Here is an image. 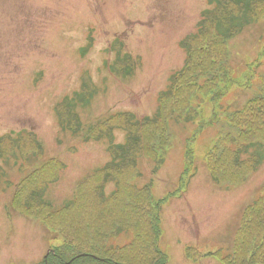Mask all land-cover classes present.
<instances>
[{
  "label": "rangeland",
  "instance_id": "rangeland-1",
  "mask_svg": "<svg viewBox=\"0 0 264 264\" xmlns=\"http://www.w3.org/2000/svg\"><path fill=\"white\" fill-rule=\"evenodd\" d=\"M209 7L207 0H0V264L49 261L51 255L62 253L55 249L68 242L65 234L74 244L88 236V246L94 245L91 250L80 248L75 257L82 256V261L71 264H92L83 257L86 254L103 264L133 242L141 246V224L135 223L129 231L123 228L121 210L126 205L120 200L112 201L115 209H109L106 217L91 222L86 209L101 208L88 194L82 204L64 211V226L61 207L73 198L79 182L109 160L106 140L84 136L88 126L119 112L152 115L158 93L184 62L180 40L195 30L201 11ZM89 38L91 45L82 53ZM115 38L122 40L126 53L139 58L131 76L109 71L114 53L107 50ZM227 52L237 83L217 104L203 102L195 122H171V146L164 164L156 168L141 158V175L130 179L138 187L150 184L155 198L174 193L159 215L158 244L169 257L167 264H226L218 254H202L220 248L228 251L233 228L264 184V161L244 181L232 185L214 181L203 161L219 134L225 111L241 108L259 90L264 76V18L231 38ZM83 72L91 76L98 91L88 105L76 104L71 109L81 123L80 132L74 135V115L71 128L62 129L55 107L78 90ZM213 105L224 110L216 115L218 123L198 130L199 120L210 119ZM18 132L34 134L39 146L26 135L21 148L11 154L5 135L15 137ZM113 133L116 143L124 141V129L116 128ZM50 160L59 167L54 168ZM189 160L192 168H188ZM186 168L190 170L181 184ZM56 175L44 189L45 181ZM116 187L115 181L108 182L105 192ZM42 188L41 200L47 204H36L31 197ZM91 223L99 230L89 232L96 226ZM115 223L116 234L111 232ZM144 232L150 238L149 225ZM101 238L109 251L99 248ZM188 248L201 254L198 259H189Z\"/></svg>",
  "mask_w": 264,
  "mask_h": 264
},
{
  "label": "trees",
  "instance_id": "trees-1",
  "mask_svg": "<svg viewBox=\"0 0 264 264\" xmlns=\"http://www.w3.org/2000/svg\"><path fill=\"white\" fill-rule=\"evenodd\" d=\"M207 2L211 7L201 11V18L197 21L195 30L180 41V47L185 52L184 62L178 71L170 75L165 89L158 93L155 112L142 117H136L131 112L114 113L104 120L101 119L90 124L87 133L84 134L86 138L103 139L108 142L109 160L101 169L95 170L91 176L76 185L73 198L61 207L62 226H64V220H62L64 211L68 208L74 209L76 205L82 204L81 202L87 199L88 194L101 208L99 211L86 209L91 222L102 215L106 217L109 209H111L110 212L115 209L112 201L120 200L122 206L126 205L121 210L124 213L121 216L123 228L129 231V228L135 226V223L141 224V246L139 244L136 247L133 242L130 244L131 246L118 250L113 257L107 258L105 264L168 263V255L158 244L161 236L159 215L162 206L174 193H167L161 198H155L151 194L150 184L138 187L131 183L130 179L141 175L138 170L141 158H147L155 163L156 168L164 164L166 153L171 146L172 123L195 122L200 116L198 107L203 102L217 104L237 83L235 75L232 76L227 52L228 41L241 33L247 26L264 18V0H207ZM90 45L91 39L89 38L87 44L81 47V52L84 53ZM109 51L114 53L109 71L122 77L131 76L140 63L139 58L134 59L126 53L122 40L118 38L110 43L107 52ZM90 77L87 72H83L78 90L74 91L71 96L63 97L56 104L58 122L62 129L71 128L74 115L71 109H74L76 104H80L82 107L88 105L93 96L97 94L98 86ZM214 107L208 121L199 120L201 122L198 130L218 123L219 118L216 115L222 114L224 110L223 108L221 110L220 106L218 108V105ZM222 120V124L218 127L219 134L205 154L203 161L214 181L227 182L230 185L241 183L264 161V76L261 79L259 90L248 98L241 108L225 111ZM74 121H76L77 129L72 130L71 133L76 135L81 129V123L77 120L76 114ZM116 128L125 130L123 142H115L113 132ZM26 135L34 145L39 146L34 134L27 133ZM26 135L23 132H18L15 137L9 134L5 135L11 145V154L17 150L18 146L19 149L21 148L20 142L25 141L23 138H26ZM2 140L3 138L0 139V142ZM2 153L3 148L0 147V155ZM51 161L53 162V160ZM63 166L61 164L60 168ZM53 167L59 166L53 162ZM192 167L193 164L190 162L188 168ZM188 168L181 174V184L183 176H188L190 170ZM2 169L0 166V170ZM0 175H2L1 172ZM57 176L46 180L43 185L44 189L47 182L56 180ZM182 180L184 181V179ZM112 181H115L117 187L107 194L105 185ZM44 191L43 188L38 189L31 200L33 199L36 204H47L41 200ZM85 205L91 206L90 201ZM251 205L243 211L228 251L224 252L222 249H218L210 253L222 256L226 264H264V213L260 212L264 211V184L261 193ZM44 223L47 224L45 221ZM94 223L99 224V222ZM147 225H149L150 238L144 235ZM87 226L85 227L87 228ZM114 228H116V223L111 231L116 234L117 231ZM98 230L99 226L96 225L92 231H88L96 232ZM57 232L62 234V230H57ZM96 234L100 236L99 232ZM65 236L68 242L55 249V252L62 253L51 255L49 261L43 258L40 262L33 264H44L45 262L47 264H71L76 260L80 262L82 256L75 257L80 252L79 249L88 247L91 250L94 247L93 244L88 246L90 243L88 236L85 241L82 240L76 244L66 234ZM97 240L95 239V243ZM102 240L101 238V243H97L99 248L109 251ZM145 248L148 249L145 251ZM148 252H150V256H148ZM137 254L140 256L139 258H137ZM86 255L83 257L90 259L88 263L96 264L100 261V259H93V256ZM187 255L189 258L196 259L201 254L188 248ZM71 259L72 261H70Z\"/></svg>",
  "mask_w": 264,
  "mask_h": 264
},
{
  "label": "bare ground",
  "instance_id": "bare-ground-1",
  "mask_svg": "<svg viewBox=\"0 0 264 264\" xmlns=\"http://www.w3.org/2000/svg\"><path fill=\"white\" fill-rule=\"evenodd\" d=\"M236 229H237L236 227L233 228V234H235Z\"/></svg>",
  "mask_w": 264,
  "mask_h": 264
}]
</instances>
